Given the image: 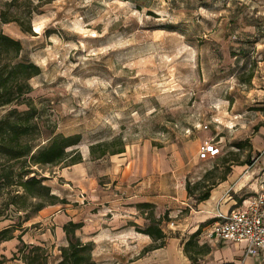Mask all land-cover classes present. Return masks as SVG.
I'll list each match as a JSON object with an SVG mask.
<instances>
[{
	"label": "rangeland",
	"instance_id": "rangeland-1",
	"mask_svg": "<svg viewBox=\"0 0 264 264\" xmlns=\"http://www.w3.org/2000/svg\"><path fill=\"white\" fill-rule=\"evenodd\" d=\"M0 11L30 25L33 34L0 22L21 43L18 60L40 68L29 95L48 129L80 137L81 162L38 169L59 199L90 212L109 207L121 196L123 161L144 147L182 164L194 197L204 175L205 186L219 181L227 156L247 159L264 187V0H0ZM116 138L120 154H89ZM207 140L219 153L200 159ZM241 140L249 146L238 151ZM62 207L31 214L24 239L55 237L45 219ZM1 245L3 264H20L10 258L14 242Z\"/></svg>",
	"mask_w": 264,
	"mask_h": 264
},
{
	"label": "crops",
	"instance_id": "crops-1",
	"mask_svg": "<svg viewBox=\"0 0 264 264\" xmlns=\"http://www.w3.org/2000/svg\"><path fill=\"white\" fill-rule=\"evenodd\" d=\"M123 165L118 175L121 196L114 198L109 207L101 205L90 212L85 205L64 203L60 210L52 211L45 219L55 237L37 242L48 248L49 263L58 258V247L66 244L62 225L71 220L82 221L76 234L81 240L94 243L92 256L97 264H264V250L257 256L247 255L243 241H220L203 234L205 227L217 219L218 212L228 213L242 207L247 197L260 189L261 175L252 176L253 171L243 165L231 166L225 178L210 188L208 197L197 202L195 194L191 195L185 188L182 164H173L165 151L144 147L127 162L123 161ZM107 210H110L108 214ZM150 212L155 220L160 219L158 227L165 234V243L144 250L159 241L136 230L148 225ZM165 216L174 218L171 229L165 225L169 221ZM196 230L198 233L192 237V242L202 253L192 252L195 260H191L183 246ZM22 239L31 242L23 236ZM54 241L57 253L50 251ZM11 242L16 244L17 240L11 239L1 246Z\"/></svg>",
	"mask_w": 264,
	"mask_h": 264
},
{
	"label": "trees",
	"instance_id": "trees-1",
	"mask_svg": "<svg viewBox=\"0 0 264 264\" xmlns=\"http://www.w3.org/2000/svg\"><path fill=\"white\" fill-rule=\"evenodd\" d=\"M0 22H16L22 32L31 33L30 25L17 16L8 18L5 11H0ZM21 43L18 39L4 33L0 28V109H6L0 115V223L6 222L0 228V245L11 239L17 240L10 258L18 259L24 264H97L92 256L94 243L83 241L76 234L82 221H67L62 225L66 244L58 247V258L49 263L50 252L41 244L25 242L22 239L27 230L23 224L33 213H37L46 205L67 203L51 192L45 183L48 177L39 176L38 169L43 166L72 165L82 161L77 147L79 134L64 135L48 129L43 117V109L33 102L29 95L31 86L28 79L40 72L38 65L31 61L18 60ZM22 107V108H20ZM45 134V139L42 137ZM45 141L44 143H42ZM119 145V146H117ZM249 142L245 140L233 143L238 151ZM124 151L120 139L96 142L89 145V154L100 158L105 154H117ZM249 153H247V156ZM224 169L219 180H223L233 164L242 165L247 159L238 161L237 158L223 157ZM207 175L197 183L200 191L196 201L204 200L209 190L216 182L204 185ZM188 193V184L185 185ZM145 206H148L147 204ZM149 223L137 231L159 239L158 243L150 244L144 250L162 246L165 243V234L155 220L152 213H148ZM20 230L17 234L16 231ZM199 230V229H198ZM196 230L184 243L183 249L189 259L195 260L191 253L201 254L200 248L192 242ZM9 260L0 252V264Z\"/></svg>",
	"mask_w": 264,
	"mask_h": 264
},
{
	"label": "built area",
	"instance_id": "built-area-1",
	"mask_svg": "<svg viewBox=\"0 0 264 264\" xmlns=\"http://www.w3.org/2000/svg\"><path fill=\"white\" fill-rule=\"evenodd\" d=\"M206 127V126H205ZM219 153L212 140L202 142L197 150L200 159H208ZM217 219L207 225L203 234L220 241H243L245 253L257 256L264 250V187L247 197L242 207L228 213H217ZM173 225V222L169 223Z\"/></svg>",
	"mask_w": 264,
	"mask_h": 264
}]
</instances>
